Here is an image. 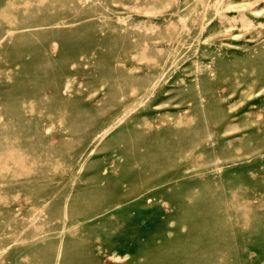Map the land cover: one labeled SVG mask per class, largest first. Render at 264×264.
<instances>
[{
  "label": "rangeland",
  "instance_id": "rangeland-1",
  "mask_svg": "<svg viewBox=\"0 0 264 264\" xmlns=\"http://www.w3.org/2000/svg\"><path fill=\"white\" fill-rule=\"evenodd\" d=\"M0 264H264V0H0Z\"/></svg>",
  "mask_w": 264,
  "mask_h": 264
}]
</instances>
